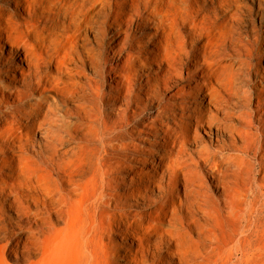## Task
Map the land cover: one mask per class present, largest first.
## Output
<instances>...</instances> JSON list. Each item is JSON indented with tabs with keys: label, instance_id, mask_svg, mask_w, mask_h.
Wrapping results in <instances>:
<instances>
[{
	"label": "bare ground",
	"instance_id": "obj_1",
	"mask_svg": "<svg viewBox=\"0 0 264 264\" xmlns=\"http://www.w3.org/2000/svg\"><path fill=\"white\" fill-rule=\"evenodd\" d=\"M263 17L264 0H0V163L35 190L0 174V200L44 233L80 195L92 233L107 209L109 229L137 240L131 264L161 263L145 243L174 246L168 264H195L189 228L200 213L228 224V246L198 263L264 264V57L251 76ZM103 48L114 62L109 97ZM73 113L102 125L78 175L59 156ZM146 182L159 199L127 209L117 189ZM205 235L216 241L215 229Z\"/></svg>",
	"mask_w": 264,
	"mask_h": 264
},
{
	"label": "rangeland",
	"instance_id": "obj_2",
	"mask_svg": "<svg viewBox=\"0 0 264 264\" xmlns=\"http://www.w3.org/2000/svg\"><path fill=\"white\" fill-rule=\"evenodd\" d=\"M254 24L256 29L255 36L259 46H256L251 60L252 80H255L259 58L262 59L264 57V17L256 19ZM111 65L113 66L114 62L111 64L108 61L107 53L103 48L101 77L99 80V89L102 96L109 97L113 91V88H109L112 83L111 76L113 75ZM144 101H146L145 98ZM64 104L61 102L59 104L61 112L64 109ZM66 105V107L72 106L70 102ZM96 106L98 107V105ZM81 115L73 113L67 117L63 143L60 147L64 153L59 151V156H62L63 160L70 164L68 172L71 171L72 175H78V172L84 169L99 152V143H96L95 138L98 128H102V125L98 120L91 121ZM39 135L40 133L37 134L36 139L39 138ZM201 137L205 140L207 139L206 134L203 132ZM14 169L16 168L0 163V174L2 177L8 182H15L20 191L24 190L25 193L35 195V190L26 188L22 180L15 181L16 178L12 177L15 173ZM203 172L206 175L205 179L208 185H212V182L210 184L212 177L208 175L209 173L206 169H203ZM52 176L55 177L54 174ZM120 176L128 177L124 172ZM75 178L78 177L75 176ZM179 181L180 176L175 178L172 184L174 188H179L180 190ZM146 185V188H139L140 191L133 189L132 194H130V189L136 187L135 184L130 186L128 183H123L117 189L129 198L130 202L128 201V203L131 206H126L127 209L140 211L144 209L143 202L145 198H149L152 202L159 199V191L153 188L151 183L146 182ZM79 192H82V189H79ZM1 193L3 192L0 190ZM211 193L213 201L220 199L214 189H212ZM136 203H139V205L136 206ZM62 204V214L58 217L52 214L50 220L43 225L47 231L41 233L35 229L33 219L25 215L22 218H18L12 208H9L6 202L0 200V264H131L129 260H125V262L124 258L130 259L133 257L137 240L128 236L124 237L119 229H109L111 214L107 209L99 212L97 220L98 233L97 230L92 233L90 229L91 221L84 209L80 195H73L70 200L66 199V202ZM233 204L236 205L234 206L236 208L241 206L237 200ZM220 207L222 212L225 213L223 204ZM28 210L33 211L34 206H29ZM195 218V222L189 228L193 240L189 241V243L191 249L195 251L193 257V260L196 261L195 264H202L198 262L203 260L206 253L210 255L216 251H223L228 246L226 243L228 224L225 223L219 226L214 218L209 217L206 219L200 213L196 214ZM198 225L200 226L199 230ZM207 228L215 229L217 234L215 237L216 241H206L205 231ZM211 235L213 236L212 233ZM144 245L146 248L144 254L149 260L152 259L151 251L155 250V257L160 256L162 260L160 264H168V261H174V257L172 259L169 254L170 248L173 249L174 246H162L157 250L150 248L146 243ZM176 261L177 259L175 258Z\"/></svg>",
	"mask_w": 264,
	"mask_h": 264
}]
</instances>
